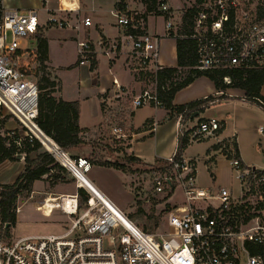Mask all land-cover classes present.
<instances>
[{"label":"built area","instance_id":"2783aa9c","mask_svg":"<svg viewBox=\"0 0 264 264\" xmlns=\"http://www.w3.org/2000/svg\"><path fill=\"white\" fill-rule=\"evenodd\" d=\"M178 3L115 0L110 14L124 32L118 38H100L95 43L85 37L77 40V63L81 66H90L98 56L115 59L122 46H128L126 65L143 84L138 93L131 94L112 78L114 88L107 99L110 141L126 139V115L147 104L163 107L159 91L194 77L195 69L264 68V0ZM190 12L186 30L183 17ZM150 16L162 18L163 34L147 31ZM91 23L81 0H39L31 6L0 0V109L16 120L21 137L37 141L76 182L74 194L53 197L69 220L63 231L17 238L0 234V264H264V166L244 163L233 146L229 165L238 182L237 193L226 186L213 192L197 187L196 162L183 152L165 158L170 166L153 177V191L159 194L179 187L186 204L167 212L165 232H149L103 192L121 213L82 185L91 162L61 147L39 126V89L29 72L37 55L22 43L31 41L44 27L79 31ZM166 36L194 40L197 63L177 66L169 77L160 79L158 71L166 68L160 61V43ZM222 79L230 82L229 76ZM257 101L264 108V101ZM220 127L218 118H205L192 127L188 141L214 135ZM258 132L264 135V124L258 126ZM8 134L13 136L15 130ZM78 188L87 195L82 209L78 207Z\"/></svg>","mask_w":264,"mask_h":264},{"label":"rangeland","instance_id":"374dc122","mask_svg":"<svg viewBox=\"0 0 264 264\" xmlns=\"http://www.w3.org/2000/svg\"><path fill=\"white\" fill-rule=\"evenodd\" d=\"M171 3H178V0H170ZM17 5H37L39 0H15ZM115 0H81L82 6L91 13L102 15L105 20L111 21L113 17L108 13L113 8ZM179 5V3H178ZM90 10V11H91ZM97 10H100L97 12ZM96 12V13H95ZM161 18V17H160ZM160 22V19H158ZM32 46L30 40H24L22 47ZM34 45V44H33ZM29 72L33 75L37 71L39 64L31 61ZM213 83L205 76L195 77L191 84L186 87L182 97L190 99L197 98L202 92H212ZM219 106H211L207 103L206 110H202L192 119L195 124L205 120L202 117L214 115L220 119H225V132L228 135L236 131L239 140H243V149L250 159L258 161L257 166H264V153H257L251 146L252 139L262 142L264 136L258 133L256 127L264 124V108L257 102L246 97L236 96L228 100H222ZM205 109V108H204ZM2 116L7 115L1 110ZM9 116V115H7ZM190 115H183L184 119ZM8 124L0 126V132L14 129L15 133L23 134L22 129L13 117L8 118ZM222 130V127L219 131ZM214 135H207L198 139L188 141L183 149L186 156L193 158L196 162V186L202 187L209 192L215 191L220 186L232 187L234 192H238V182L235 179L234 171L229 165L231 146L229 139L223 143H215ZM110 136L105 133L99 141H91L83 149L75 151L77 155L84 157L98 158L99 155L107 157L110 161L116 162L122 167H102L92 164L86 173L87 178L92 181L106 196H108L123 212L133 214V219L144 230L149 232H165V216L167 212L180 204H186L183 191L176 187L171 193L164 191L159 194L153 191L152 179L161 173V169L145 166L142 164H132L128 162L126 156L129 154L122 152L120 155L114 153L104 140ZM104 146H107L104 148ZM218 146V147H217ZM264 147V146H263ZM122 145L117 146V152L122 150ZM20 158V156L18 157ZM154 161V160H153ZM9 173L6 171L2 176ZM64 181L50 186L49 180H38L33 184V190L28 196L19 197L16 204V223L6 229L0 220V234L8 238H17L32 235L59 234L68 224L67 214L63 213L55 204L53 197L61 194H74L76 192L75 180L69 173L62 172ZM1 184V183H0ZM170 195H167V194ZM198 203L197 201H194ZM202 203V202H201ZM203 204V203H202ZM84 206H81L82 209Z\"/></svg>","mask_w":264,"mask_h":264},{"label":"crops","instance_id":"0c3cea01","mask_svg":"<svg viewBox=\"0 0 264 264\" xmlns=\"http://www.w3.org/2000/svg\"><path fill=\"white\" fill-rule=\"evenodd\" d=\"M110 9L108 10L109 14ZM90 10L88 9L87 14L91 16L94 10ZM99 11L97 10V12ZM112 17L113 20L108 21L102 15L93 14L91 16V25L79 31L44 27L40 29V32L36 36L31 38V47L37 56L39 54L37 50L38 37L45 38L46 40L47 47L44 64L51 76H54L59 81V89L56 91L55 96L66 101L77 100L79 102L78 124L82 129L80 134L86 142L99 141L105 133L110 136L111 114L107 99L114 88L112 78H117L131 94L138 93L143 87L142 81L136 78L126 65L125 58L128 51V46L126 45L122 46L121 51L115 59L109 60L104 56H98L90 66H81L77 63L76 47L78 39L85 37L95 43L100 38H118L124 32L123 27L117 24L114 16ZM158 19H160V22ZM146 29L150 33L163 34L164 26L162 18L150 16L147 19ZM37 56L36 62H38ZM160 61L166 67L177 66L176 41L174 37L166 36L162 38L160 43ZM190 84L182 87L175 93L173 104L188 103L204 98L209 94L219 93L212 86V92H202L196 99L182 97V91ZM260 92L264 96V84ZM225 94L226 98L214 100L209 107L219 106L222 104L221 102H227L222 100H228L236 96L245 97L242 89L233 87L226 88ZM211 116L216 117L214 115ZM192 118L190 115L189 118L184 119L183 116H177L164 107L156 108L152 104H147L125 116L124 123L128 127L125 140L116 142L110 141L109 138L104 141L114 149V153L117 155L125 152L139 157L144 162L153 163L155 159L168 158L176 151L178 137L182 132L184 133L187 129L196 125L195 120ZM202 118L205 119L208 116ZM225 123V119H220L222 130L219 131L220 127L215 132L213 137L215 143L220 144L229 139L230 146H233L234 150L237 151L238 157L244 163L257 165L258 161L250 159L244 151V141L239 140L237 129H235V132L232 131L228 136L224 133ZM5 124L8 123L6 122ZM256 129L258 131V127ZM261 135L262 137L264 136L263 134ZM250 144L257 153H260V151L264 153V138L262 142L252 139ZM120 145L123 148L120 152H117L116 147ZM33 156L34 154H31V157ZM23 157L20 156L18 158L16 156V160L14 161L5 160L0 163L1 184L11 183L15 180L23 169ZM6 171H9V173L2 176ZM36 182L38 181H35L34 185Z\"/></svg>","mask_w":264,"mask_h":264},{"label":"trees","instance_id":"16d2710c","mask_svg":"<svg viewBox=\"0 0 264 264\" xmlns=\"http://www.w3.org/2000/svg\"><path fill=\"white\" fill-rule=\"evenodd\" d=\"M191 23V12L186 13L183 17V28L188 29ZM176 41V62L177 66H194L197 63L195 42L189 38H175ZM45 38L38 37V64L39 67L35 72L36 83L38 85V115L37 123L42 130L49 135L56 143L67 150H80L89 145L82 135V129L78 124L79 102L66 101L55 96L59 89V81L48 72L45 61L46 53ZM176 66V67H177ZM176 67H166L159 70L160 79L169 77ZM195 76L188 77L186 80L176 85H171L165 91H159V97L162 100L163 107L178 115H192L195 112L200 113L204 108L208 107L207 103H212L216 99L226 98L225 90L228 87L239 88L244 91V96L257 102V98L264 101V96L260 90L264 84V68L259 69H212L198 70L195 69ZM205 75L219 92L217 94H209L204 98L196 99L188 103L173 104L175 93L182 87L191 83L195 77ZM223 76H229L230 82L224 83ZM259 104V103H258ZM9 116L3 115L0 109V126H3ZM203 119V118H201ZM195 127V125L193 126ZM190 129H187L178 137L176 147V157L179 156L188 142ZM20 138L19 144L15 143V139ZM107 146H104V148ZM18 154H23L24 166L15 180L11 183L0 184V220L1 224L8 229L16 223V204L19 197L28 196L33 190L35 181L45 179L49 180V185L54 186L64 181L65 169L54 162L53 158L42 149L37 141H28L20 133L13 136L8 134V130L0 132V163L5 160L14 161ZM31 154H34L31 157ZM237 154V151H236ZM91 164L102 167L118 168L116 162L110 161L107 157L99 155L98 158H88ZM128 162L132 164H142L149 167L165 170L170 163L165 158H157L153 163L144 162L134 155L126 156ZM171 193V191H169ZM167 195H170V194ZM78 207L84 206L87 195L81 188L77 189ZM133 217V214L129 215Z\"/></svg>","mask_w":264,"mask_h":264},{"label":"bare ground","instance_id":"6f19581e","mask_svg":"<svg viewBox=\"0 0 264 264\" xmlns=\"http://www.w3.org/2000/svg\"><path fill=\"white\" fill-rule=\"evenodd\" d=\"M82 185L86 186L89 190H91L93 193L96 194V196H98L99 198L105 199L108 204H110L111 206H113L110 201L104 196V194L102 193V191L96 187V185L90 181L87 177L85 178L84 182L81 183ZM113 208L115 209L116 207L113 206ZM117 210L119 213H121L117 208L115 209Z\"/></svg>","mask_w":264,"mask_h":264},{"label":"water","instance_id":"95a60500","mask_svg":"<svg viewBox=\"0 0 264 264\" xmlns=\"http://www.w3.org/2000/svg\"><path fill=\"white\" fill-rule=\"evenodd\" d=\"M198 114V112L193 113L191 116L194 117ZM19 157V156H18Z\"/></svg>","mask_w":264,"mask_h":264}]
</instances>
